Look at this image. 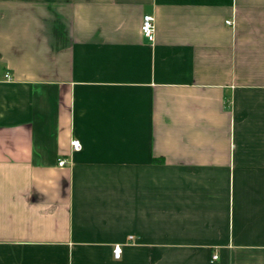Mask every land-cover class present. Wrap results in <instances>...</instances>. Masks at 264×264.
Returning <instances> with one entry per match:
<instances>
[{
  "label": "crops",
  "instance_id": "1",
  "mask_svg": "<svg viewBox=\"0 0 264 264\" xmlns=\"http://www.w3.org/2000/svg\"><path fill=\"white\" fill-rule=\"evenodd\" d=\"M0 264H264V0H0Z\"/></svg>",
  "mask_w": 264,
  "mask_h": 264
},
{
  "label": "built area",
  "instance_id": "2",
  "mask_svg": "<svg viewBox=\"0 0 264 264\" xmlns=\"http://www.w3.org/2000/svg\"><path fill=\"white\" fill-rule=\"evenodd\" d=\"M228 23H232L233 21L231 19L227 20ZM143 34L151 41L155 40L156 35V22H155V16L152 13H145L143 15L142 25H141ZM5 77L7 79H11L10 74L7 72ZM72 146L74 149L79 150L82 147L81 140L78 138L72 139ZM66 162L65 158H60L58 160V164L62 165ZM122 252V246L120 244H116L114 246V256L120 257ZM217 257V255H215Z\"/></svg>",
  "mask_w": 264,
  "mask_h": 264
}]
</instances>
